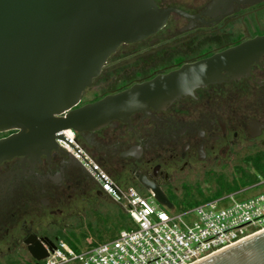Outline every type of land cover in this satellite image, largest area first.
<instances>
[{"label":"flooded vegetation","instance_id":"1","mask_svg":"<svg viewBox=\"0 0 264 264\" xmlns=\"http://www.w3.org/2000/svg\"><path fill=\"white\" fill-rule=\"evenodd\" d=\"M152 1L160 10H172L162 28L120 45L78 107L264 36V0ZM87 93L93 96L84 100ZM150 113L152 117L136 112L129 124L113 121L92 133L68 131L82 151L126 187L152 198L155 189L170 202V210L176 202L187 207L191 203L182 200L190 193L193 174L207 171V165H216L228 153L264 148V55L247 74L235 79L224 74L221 83ZM103 197L83 164L57 141L48 153L4 161L0 247L23 245L31 257L28 246L34 242L56 246L59 224L50 218Z\"/></svg>","mask_w":264,"mask_h":264},{"label":"water","instance_id":"2","mask_svg":"<svg viewBox=\"0 0 264 264\" xmlns=\"http://www.w3.org/2000/svg\"><path fill=\"white\" fill-rule=\"evenodd\" d=\"M171 11L152 0H0V134L10 133L0 139V164L48 153L58 139L71 146L57 135L63 130L83 134L113 121L129 124L136 112L152 117L151 109L221 83L224 74H247L264 55V36L257 37L78 107L106 59L120 45L157 33ZM153 191L154 200L170 210V202ZM54 249L51 242L28 246L36 263ZM197 264H264V232Z\"/></svg>","mask_w":264,"mask_h":264},{"label":"built area","instance_id":"3","mask_svg":"<svg viewBox=\"0 0 264 264\" xmlns=\"http://www.w3.org/2000/svg\"><path fill=\"white\" fill-rule=\"evenodd\" d=\"M57 135L121 194L119 198L69 144L56 140L83 164L104 196L121 204L133 226L84 250L59 242L41 264H197L264 232V190L243 199H236L241 191L228 193L175 213L133 187L121 189L68 130Z\"/></svg>","mask_w":264,"mask_h":264},{"label":"rangeland","instance_id":"4","mask_svg":"<svg viewBox=\"0 0 264 264\" xmlns=\"http://www.w3.org/2000/svg\"><path fill=\"white\" fill-rule=\"evenodd\" d=\"M92 96L87 93L84 100ZM220 160L216 165H207V171H197L190 177L192 187L188 197L182 201L191 205L181 207L174 202L175 213L193 204L216 199L218 197L213 196L218 193L222 196L241 191L243 193L237 195L236 199H243L264 190V148L258 146L252 151L239 150L228 153ZM114 181L121 189L126 187L123 181ZM103 198L90 206L76 204L64 217L50 218V221L59 224V230L55 233L58 236L57 243L63 242L84 250L112 240L120 231L125 230L131 220L121 204L106 196ZM0 264H34V260L29 257L23 245L11 248L2 246Z\"/></svg>","mask_w":264,"mask_h":264},{"label":"trees","instance_id":"5","mask_svg":"<svg viewBox=\"0 0 264 264\" xmlns=\"http://www.w3.org/2000/svg\"><path fill=\"white\" fill-rule=\"evenodd\" d=\"M105 171V170H104ZM106 172V171H105ZM107 173V172H106ZM108 174V173H107ZM109 175V174H108ZM114 180H117V179H115V178H113ZM219 196H221V193H218V194H215L214 196H213V198H215V197H219ZM212 199V198H211ZM209 200V199H208ZM198 205V204H197ZM193 206H196V204H193L192 206H190V207H193ZM133 225H132V223H130L129 225H127V228L126 229H130L131 227H132ZM92 245H94V244H92ZM99 245V244H98ZM71 248H73L74 250H78V248H76V247H74V246H72ZM90 248V247H89ZM34 264H40V263H36L35 261H34Z\"/></svg>","mask_w":264,"mask_h":264}]
</instances>
